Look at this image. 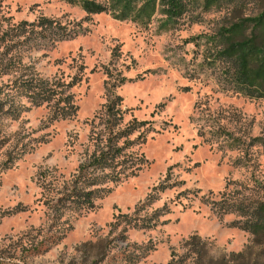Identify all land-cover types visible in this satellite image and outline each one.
I'll use <instances>...</instances> for the list:
<instances>
[{
  "label": "rangeland",
  "instance_id": "rangeland-1",
  "mask_svg": "<svg viewBox=\"0 0 264 264\" xmlns=\"http://www.w3.org/2000/svg\"><path fill=\"white\" fill-rule=\"evenodd\" d=\"M259 1L237 11L194 2L170 25L160 13L140 24L64 0H0V101L22 105L0 118V254L9 263L169 264L197 234L214 259L249 245L248 264H264V236L254 243L217 206L264 200V145L254 142L264 139V99L232 89L215 49L217 30ZM43 18L77 36L14 34ZM30 73L70 83L76 114L54 120L52 103L16 93ZM109 92L122 97L115 131L130 126L133 141L117 170L136 174L106 183L94 208L55 218L59 189L106 138Z\"/></svg>",
  "mask_w": 264,
  "mask_h": 264
},
{
  "label": "trees",
  "instance_id": "trees-1",
  "mask_svg": "<svg viewBox=\"0 0 264 264\" xmlns=\"http://www.w3.org/2000/svg\"><path fill=\"white\" fill-rule=\"evenodd\" d=\"M79 5L87 15L108 13L120 21L130 20L140 24H148L157 13L162 14L168 24H175L189 10L192 3L200 5L204 10L213 7L222 8L234 5L233 11L241 10L249 2L258 0H64ZM257 11L248 15L234 16L231 21L217 30L215 49L218 59L226 65L228 83L236 92L248 97L264 99V3L259 1ZM35 28L30 29V26ZM40 28V29H37ZM15 35H29L32 32H44L43 36H52L53 41L68 40L77 36L71 30L55 19L43 18L37 23L24 21L14 27ZM70 83L60 80H47L37 74H26L16 79L12 85L21 96L27 97L34 105L49 103L51 118L72 117L76 114L77 106L67 94ZM111 103L106 105V133L93 151L79 164L77 171L59 189L57 198L50 207L58 218L65 210L81 212L94 208V200L109 192L105 186L110 181H118L122 176L135 175V169L126 173L120 166V160H125L126 149L133 141H127V129L115 131L122 123L123 115L119 94L109 92ZM22 105L15 103L14 99L0 101V118L3 115H17ZM131 133V132H130ZM102 134V135H104ZM1 139V128H0ZM254 142L264 145V139L254 138ZM121 143V144H120ZM119 165V166H118ZM140 165L138 169L141 167ZM217 206L226 213H234L238 217L232 222L233 227L247 231L254 236L253 242L258 243L264 236V200H253L249 203L241 201H224ZM185 253L180 257L171 254L169 264H248L247 246L239 253H232L214 259L210 256L212 243L200 235L193 234L182 244ZM129 256V255H128ZM0 264L9 263L4 255L0 254Z\"/></svg>",
  "mask_w": 264,
  "mask_h": 264
}]
</instances>
